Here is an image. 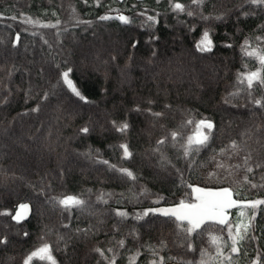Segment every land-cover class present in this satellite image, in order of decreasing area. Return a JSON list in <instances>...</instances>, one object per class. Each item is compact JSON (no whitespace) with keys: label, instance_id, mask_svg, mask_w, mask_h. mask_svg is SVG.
<instances>
[{"label":"trees","instance_id":"obj_1","mask_svg":"<svg viewBox=\"0 0 264 264\" xmlns=\"http://www.w3.org/2000/svg\"><path fill=\"white\" fill-rule=\"evenodd\" d=\"M173 2L194 14L172 11L169 0H0V98L7 99L0 102V212L11 213L0 215V238L8 241L0 244V264H22L41 237L53 246L57 264H106L96 247L114 248L117 264H129L137 252L135 264L159 257L164 263L210 258L220 264L211 236L220 238L224 255L230 254L224 226L205 225L199 235L187 236L174 218L149 214L137 220L135 215L192 200L196 184L230 187L240 204L264 199V167H255L264 165V108L251 102L264 96V86L248 90L237 80L238 73L260 67L241 46L247 40L249 51L264 50V9L246 0H203L200 7L191 0ZM113 7L130 23L99 19ZM27 18L39 23H26ZM205 31L210 52L196 48ZM17 33L20 42L13 47ZM69 67L87 102L59 82V73ZM45 92L48 99L42 100ZM38 104L40 111L32 112ZM157 112L163 115L152 114ZM188 119H207L215 128L207 146L185 156L194 128L182 127ZM113 121L127 122L128 130L116 131ZM83 127L90 131L81 133ZM172 131L181 133L176 141ZM233 140L243 151L222 155ZM124 143L130 159L123 158L119 145ZM249 153L251 173L243 163ZM109 165L131 170L136 179ZM68 195L85 206L64 210L57 201ZM24 201L31 202L32 213L17 222L13 213ZM117 211L129 215L122 218ZM232 212L235 234L252 210L233 207ZM248 235L254 238L233 256L236 264H251L257 253L264 259V205ZM190 242L194 251L187 248ZM32 264L47 262L34 258Z\"/></svg>","mask_w":264,"mask_h":264},{"label":"snow or ice","instance_id":"obj_2","mask_svg":"<svg viewBox=\"0 0 264 264\" xmlns=\"http://www.w3.org/2000/svg\"><path fill=\"white\" fill-rule=\"evenodd\" d=\"M159 3V0H157ZM170 7L172 11L177 13H183L186 12L188 16H192L194 13L192 10L186 9L185 4L180 2H173V0H169ZM246 3L250 6H254L257 8L264 9V0H246ZM192 5H196L197 7H200L203 4V0H191ZM190 8V6H189ZM248 12H243V15L247 16ZM3 17L0 16V19ZM217 19H222V17L218 16ZM12 19H16V17H12ZM100 20H109V19H115L119 20L120 22L124 24L130 23V20L127 16L124 15H117L115 17L112 16H101L99 18ZM149 20H154V17L149 16ZM203 19H207V17H203ZM24 22L26 23H33L37 24L38 21H32L31 18H27ZM41 27H56V25H50V24H42ZM261 39L260 37H257V40ZM20 42V34L17 33L15 36V40L12 44L13 47H16L18 43ZM47 43V41H45ZM227 47H231V45H226ZM135 47V44L133 45ZM196 48L200 52H210L212 50V41L209 38V33L205 31L203 33V36L201 38L200 43L196 45ZM249 49V42L245 40L244 44L241 46V51L245 56L248 57H255L260 67L256 71H248V72H241L237 75L238 83L242 85H246V88L248 90H252L254 86H264V50L260 49H252L251 51ZM114 59V57H113ZM247 67V65H245ZM73 72V69L71 67L67 68V70L61 71L59 73L60 77V83L62 86H66L68 90L71 91V93L78 97L80 100L87 102L86 98L81 94V92L78 90L77 86L73 83V80L70 78V73ZM234 95V94H230ZM252 93L249 91V96H251ZM49 96V93L45 92L42 96V100H47ZM0 102L6 103V98H0ZM227 102V101H226ZM251 102L258 108H264V96L261 98H255L253 97ZM32 112H39L40 106L39 104L31 109ZM135 111L139 112L140 109L136 108ZM150 111V110H149ZM156 117H160L163 115V113H152ZM193 134L187 136V146L185 147L184 155H189L190 151H199L200 147L207 146L212 131L215 128V125L212 121L207 119H200L198 121H194L192 119H188L182 127H185L187 125H193ZM113 126L115 127L116 131L120 133H125L128 128L129 124L127 122H124L123 124L117 125L115 121H113ZM207 130V131H205ZM90 131L88 127H83L80 129L81 133L87 134ZM172 141H176L178 136H181V133L179 131H172L169 134ZM168 137L162 138L157 141L158 145H163ZM196 145V148H193L192 146ZM119 147L123 150V158L130 159L132 157V153L129 151V147L126 143L119 145ZM159 151V149H157ZM243 151V148L240 144H238L235 140L231 141L230 144L227 146V148L221 149V154H225L226 152L229 154V158L233 154L238 155L240 152ZM252 160V156L249 153L248 155H245L243 157V163L246 166V171L251 173L253 172V166L250 164V161ZM101 163L108 164L109 162L107 160L100 161ZM114 170L120 172L123 175H126L130 179L135 180L136 177L134 176L133 172L126 168H116L115 165H109ZM218 167L223 168L224 164L219 163L217 165ZM236 167H240V165H236ZM256 168L264 167L261 163L257 162L255 163ZM245 181L247 182V176L244 177ZM253 187H256V185H252ZM192 191L196 194L195 195V203H185L183 200L180 201V203L174 207L170 208H154V209H146L143 213H137L135 215V219L142 220L144 217L148 216L149 214L152 215H162L165 217H168L169 219H173L177 222V228L181 229L184 233H186L187 236H192L194 233L199 235L200 230L205 225H221L227 228L228 231V237L231 240V244H227L225 242V246H227L230 250L229 255H224L223 246H221L218 243L219 237L211 236V241L213 244L217 247V257L220 258V264H236V262L233 259L234 255H238L241 252V247L243 246V242L247 239L254 238L249 237L248 233L251 229V222L252 220H255L256 217V210L259 208L260 205H264V199H257L253 201H248L247 203L240 204L237 200L233 199V193L230 189L224 188L219 191H212V190H206L204 188H193ZM98 199L103 200V196L99 197ZM104 203H107L106 200L103 201ZM156 203H159V201H155ZM59 205H61L64 210L69 211L72 208H83L85 206V201L76 197V196H64L63 198L59 199L57 201ZM233 207H240L248 208L252 210V214L249 218V222L247 224H237L235 226V234H233V225L228 219V210ZM20 208L22 210H27L28 205L22 204L20 205ZM0 215H11L9 212H0ZM116 215L122 218H126L129 214L125 211H117ZM239 215L242 217L244 216V212L240 211ZM21 213L17 212L15 216L12 217V219L16 220L17 222L21 219ZM65 227H68V225H65ZM77 231H85L78 229ZM25 235H28V233H25ZM42 243L35 248V250L31 251L29 254H27L22 261V264H32L34 258H38L40 261H46L47 264H57V260L53 255V246L50 245L48 242L43 240V237H41ZM7 238H0V244H6ZM119 248L125 247V241L120 240L118 241ZM187 248L189 251H194L193 244L190 242L187 245ZM95 253H97L103 261L106 262V264H117V256L119 253L114 248H107L102 249L100 247H96L93 249ZM106 253H111V255H107ZM140 255L139 252L135 254V256L129 258V264H135L136 258ZM153 255L157 256L158 253L153 250ZM203 257V253L201 254ZM150 264H164V257H159V259H153ZM201 264H204L203 259L201 260ZM251 264H264V259H262V256L260 253H257L255 258L252 260Z\"/></svg>","mask_w":264,"mask_h":264},{"label":"water","instance_id":"obj_3","mask_svg":"<svg viewBox=\"0 0 264 264\" xmlns=\"http://www.w3.org/2000/svg\"><path fill=\"white\" fill-rule=\"evenodd\" d=\"M196 187L204 188L206 190H212V191H219L221 189L228 188V189H230L232 191V189L230 187H227V186H223V187H207V186H202V185H198V184L193 186V188H196ZM232 193H233V191H232ZM232 198L234 199V193H233V197ZM184 202L185 203H195V202H187V201H184ZM179 203H180V201L177 202V203H173V204H160V205L156 206V208H170V207H174V206L178 205ZM22 204L28 205V209L27 210H22L20 208V205H22ZM20 205L15 209V211L13 213V216H15L17 212H20L21 213V217H22L20 220L27 219L32 213V204H31L30 201H24ZM228 216H229V211H228ZM166 264H182V263H180L179 261H170V262H167Z\"/></svg>","mask_w":264,"mask_h":264},{"label":"rangeland","instance_id":"obj_4","mask_svg":"<svg viewBox=\"0 0 264 264\" xmlns=\"http://www.w3.org/2000/svg\"><path fill=\"white\" fill-rule=\"evenodd\" d=\"M105 15H107V16H114V17L117 16V15H124V16H127V17H128V15H127L122 9H120V8H118V7H113L112 9H110L109 11H107V12H105V13L103 14V16H105ZM188 202H196V201H195V196L193 197L192 200H190V201H188ZM235 215H236V214L233 215V212H232V209H231V211H230V218H231V217H234V218H235ZM156 259L158 260V258H156ZM209 259H210V258H205V259H203L204 264H218V263H215V262L210 263V262H209ZM164 264H165V263H164ZM198 264H201V261H200Z\"/></svg>","mask_w":264,"mask_h":264},{"label":"flooded vegetation","instance_id":"obj_5","mask_svg":"<svg viewBox=\"0 0 264 264\" xmlns=\"http://www.w3.org/2000/svg\"><path fill=\"white\" fill-rule=\"evenodd\" d=\"M230 211H231V209H230Z\"/></svg>","mask_w":264,"mask_h":264}]
</instances>
